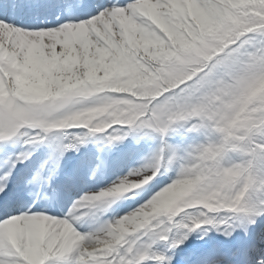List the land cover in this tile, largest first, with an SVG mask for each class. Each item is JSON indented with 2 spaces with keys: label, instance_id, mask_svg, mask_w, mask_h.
I'll return each mask as SVG.
<instances>
[{
  "label": "snow or ice",
  "instance_id": "snow-or-ice-1",
  "mask_svg": "<svg viewBox=\"0 0 264 264\" xmlns=\"http://www.w3.org/2000/svg\"><path fill=\"white\" fill-rule=\"evenodd\" d=\"M0 264H264V0H0Z\"/></svg>",
  "mask_w": 264,
  "mask_h": 264
},
{
  "label": "rangeland",
  "instance_id": "rangeland-1",
  "mask_svg": "<svg viewBox=\"0 0 264 264\" xmlns=\"http://www.w3.org/2000/svg\"><path fill=\"white\" fill-rule=\"evenodd\" d=\"M132 160H133L132 163L129 164V165L126 167L125 171H124L122 174H119V175H123V174H125L130 168L139 165L140 161H139L137 158L132 157ZM117 176H118V175H117ZM117 176L112 177L111 179L106 180L104 183H100L99 185H96L94 188H96V187H102V186H104L105 184L110 183V181L113 180V179H115ZM126 203L130 204V202H126ZM126 203H124V204H122V205H125ZM120 208H121V207H120ZM120 208H119V209H120Z\"/></svg>",
  "mask_w": 264,
  "mask_h": 264
},
{
  "label": "bare ground",
  "instance_id": "bare-ground-1",
  "mask_svg": "<svg viewBox=\"0 0 264 264\" xmlns=\"http://www.w3.org/2000/svg\"><path fill=\"white\" fill-rule=\"evenodd\" d=\"M90 187H94V185H91ZM128 208V205H125V207H124V209H122V211H121V214L123 213V211L125 210V209H127Z\"/></svg>",
  "mask_w": 264,
  "mask_h": 264
}]
</instances>
